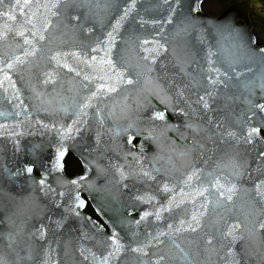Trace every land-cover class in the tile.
Masks as SVG:
<instances>
[{
  "label": "water",
  "instance_id": "obj_1",
  "mask_svg": "<svg viewBox=\"0 0 264 264\" xmlns=\"http://www.w3.org/2000/svg\"><path fill=\"white\" fill-rule=\"evenodd\" d=\"M202 2L203 0H179L177 7L175 0H170L176 9L174 13H171L173 24L153 25L152 21L166 20L170 14L169 5L165 4L164 0H134V6L133 0H92V12L87 23L94 26V31L91 35L79 31L75 39L85 45L93 43L94 38L103 37L110 30V24L114 23L125 8L131 7L129 16L117 36V45L112 53L113 58L119 61L125 54L123 51L125 40L135 42L138 37H154L166 44L168 52L159 58L153 75L160 74L165 83L175 80L180 84L188 83L192 76L185 77L179 71L177 67L179 62H184L187 70L199 80L201 76L199 69L206 64L209 48L217 53L213 59L219 60L227 55L225 49L233 44L241 45V55L247 52L253 55V59L249 60L244 56L235 66L243 75L229 82L228 88L220 90L218 98L212 105L214 110L205 116V122L209 118L222 121L224 130L230 127L235 128L238 126L237 116L249 109L246 100L264 102V91L259 88V76L264 72L260 50L264 49V44L258 45L251 22V17L264 21V3L261 0H237L213 17L202 12ZM7 3L14 4L15 0H6ZM3 11H7V8L0 7V12ZM68 11L74 12L75 9ZM14 14L17 16V21H8L6 17L0 16V31L4 30L5 23L13 28L17 27L22 17L19 10H15ZM140 20L148 21V23L141 25ZM53 22L55 23V18ZM182 24H187L188 30L177 34V25ZM221 25H228V31L223 34L218 33L217 29ZM157 32H160V35H156ZM53 36L54 46L60 48H68L74 39L70 32L63 35L60 30L54 32ZM7 44H11V48L7 47ZM15 51V41L11 34L7 42L0 41V54L11 55ZM99 54L103 55V52ZM44 63L41 61V66ZM249 67L252 71H248ZM11 75L16 88L19 89V99L14 97L15 89L8 87L6 81L4 87H0V113H3L0 115V126H2L0 127V208L7 207L6 211L0 210V260H3L4 264H90L91 257L89 261H84L78 252L79 248H91L97 256L102 255L105 252L106 237L110 236L113 230L119 234L126 248L120 256L119 264H140L141 259L155 260L158 255L167 257L162 264H223L218 260L215 251H208L204 247V238L214 233V222L218 217L224 215L226 219L236 217L243 219L247 213H251L252 217L264 215V200L256 206H251L247 203L248 195L244 191L252 189L257 182L264 180V164L257 159L258 152L264 149V122L257 116L255 122L261 127V132L258 134L259 139L253 144L237 143L235 140L226 144H220L217 140V143L213 144L206 140L207 150L203 157H198L194 161L181 160L173 154L179 171L170 173L172 175H179L190 165L202 168L206 173L216 169L218 163H227L230 157L239 161L247 171L236 181L239 191L234 196L235 207L226 211L209 205L207 215L202 220L203 226L197 232H174L171 237L164 238L163 245L148 249L150 252L148 257H139L137 253L127 249L143 241L148 231L154 232L157 228L167 231L168 223L178 226L181 218L190 219L193 206L191 203L182 205L180 209H175L170 214L165 213V219L161 221H155L154 217H149L148 221L142 222L137 229L136 225L130 224L129 221L134 222L139 219L142 211L152 210V206L139 204L132 197L137 190L144 191L147 186L127 181L129 187L124 189L116 183L118 177L114 178L113 171L103 170V165L107 164V157H112L115 161L114 153L123 139V137H113L116 126H123L132 121L144 122L143 117L148 109L152 107L163 109V104L155 97H150L147 107H141L138 111H128L115 123L108 120L103 126L91 115L95 108L89 109L88 125L84 126V130L74 139L62 141L56 131L50 130L51 122H57V128L61 123L70 124L72 119H75L71 116V110L69 114L63 111H56L53 114L44 111L37 113L35 106L39 104V101L33 96L32 88L43 87L38 83V73L25 66ZM61 75L65 81L70 80L72 76L70 73L65 74L64 70H61ZM232 75L235 77V72ZM0 79H3V74H0ZM242 81H254L251 91L244 89ZM70 86L68 83L64 85L65 89ZM51 87V85L48 86L49 89ZM5 88L8 90L5 91ZM199 90L203 91V89ZM188 91L191 99L195 100L196 96L193 93L197 89L193 87ZM80 98L81 96L77 95L75 90L66 91L63 96L67 105H71L73 99L79 103ZM59 99L57 98L53 105L57 109L61 106ZM20 100L24 101L23 105L20 104ZM29 105L32 106V110L26 118L22 109ZM100 107H104L103 103ZM181 107L186 105L181 103ZM166 117L170 124L179 126L185 134H188V129L184 128L183 124L189 117L174 114L172 111H168ZM44 124L48 125L47 129L42 126ZM98 134L101 141L99 144H97ZM178 136L179 133L176 131H164L163 135L159 136L158 142H145V165L152 163L153 157L161 153L165 160L156 161V166L169 167L166 158L170 154V149L183 143ZM110 137L115 139L116 143H112ZM174 140L175 144H173ZM139 142L140 138H137L136 143ZM157 143L160 145L159 148ZM61 144L65 150V156L60 161L62 167L59 170H53L57 150ZM97 148L103 156L97 153ZM67 154L78 160L82 167L77 175L70 177L65 175L63 162ZM86 159L92 160V171H86ZM97 164L101 165L102 170H97ZM28 167L33 168L32 173L27 172ZM81 176H87L93 184L90 190L83 188L80 190L81 199L88 203L97 218L103 221L104 228L84 212L86 206L81 210L79 217L66 210L72 203V190L75 187L67 181L77 180ZM41 178H46L47 185H51V188L56 191H64V197H58L56 191L42 189L37 183ZM152 188H155V184ZM151 190L148 189V191ZM48 202L52 203V206L47 207L45 213L41 206ZM58 203L60 207L56 206ZM58 221L60 226L57 225ZM219 226L215 225V227ZM41 228L45 232L42 239L39 238L38 231ZM52 234H54L51 239L53 244L47 242ZM175 244L180 247L176 248ZM236 247L240 249L237 256L240 264H264V246L256 243L245 248H240L239 244ZM184 253H187V258L184 257ZM113 264L116 262L114 261Z\"/></svg>",
  "mask_w": 264,
  "mask_h": 264
},
{
  "label": "snow or ice",
  "instance_id": "obj_2",
  "mask_svg": "<svg viewBox=\"0 0 264 264\" xmlns=\"http://www.w3.org/2000/svg\"><path fill=\"white\" fill-rule=\"evenodd\" d=\"M164 3L169 5L170 14L166 20L152 21L153 25L173 24L171 13H174L176 9L170 0H164ZM175 3L178 7L179 0H175ZM0 7L7 8V11L0 12V16L6 17L8 21H17L15 10H19L20 17H22L17 27L13 28L5 23L4 30L0 31V41L7 42L11 34L16 47V51L11 55L0 54V74H3L0 87H4L6 81L8 87L15 89L14 97L19 99V89L16 88L11 73L20 71L25 66L38 73V83L43 87L32 88L33 96L39 101V104L35 106V111L37 113L44 111L48 114L63 111L69 114L71 110V116L75 117L70 124L61 123L58 128L57 122H51L50 130L56 131L62 141L74 139L84 130V126L88 125L89 109L95 108L91 115L103 126L108 120L115 123L121 115L128 111H138L141 107H147L150 97H155L163 104V109L155 107L148 109L143 117L144 122L132 121L123 126H116L113 137H123V139L114 153L115 161L112 157H107V164L103 165V170L111 169L114 178L118 177L116 183L124 189L129 187L127 181L147 186L144 191L137 190L132 197L139 204L152 206V210L142 211L139 219L134 222L129 221L130 224L134 223L137 229L142 222L148 221L149 217H154L155 221H161L165 219V213L170 214L175 209H180L182 205L191 203L193 207L190 219L181 218L178 226L168 223L167 231L160 228L154 232L148 231L143 241L137 242L135 246L127 250L137 253L139 257H148L150 255L148 249L163 245L164 238L171 237L174 232H197L203 226L202 220L207 215L209 205L223 208L226 211L235 207L234 196L239 191L236 181L247 171L235 158L230 157L227 163H218L216 169L206 173L204 169L195 165H190L179 175L170 173L179 171L173 154L181 160L194 161L198 157H203L207 150L206 140L213 144H216L217 140L220 144L233 140L237 143L253 144L259 139L258 134L261 132V127L255 122L257 116L264 122V115H260L264 114V102L260 100L245 101L249 104V109L237 116L238 126L235 128L230 127L224 130L222 121L213 118L205 122V116L214 110L212 105L218 98L220 90L228 88L229 82L243 75L235 66L244 56L249 60L253 59L252 54L245 52L242 56L240 53L242 46L233 44L225 49L227 55L217 60L213 59L217 53L209 48L206 64L200 66L199 69L201 73L199 80L187 70L184 62H179L177 65L179 71L185 77L192 76V79L183 84L176 83L175 80L165 83L160 74L153 75V73L156 72V65L161 55L168 52V47L154 37H138L135 42L125 40L123 49L125 54L120 57L119 61L113 58L112 53L117 45V36L129 16L131 7L123 10L114 23L110 24V30L103 37H96L93 43L87 45L75 37L79 31L88 35L94 31V26L87 23L92 12V0H15L14 4H6V0H0ZM69 9H75V11L69 12ZM81 9L84 11L81 12ZM53 18H55V23ZM139 23L143 25L148 21L140 20ZM228 28V25H221L217 31L223 34L228 31ZM57 30H60L63 35L70 32L74 37L68 48L54 46L53 33ZM187 30V24L177 25V34ZM156 35H160V32ZM7 47L11 48V44H7ZM101 52L103 55L99 54ZM260 52L261 61L264 62V49ZM41 61L45 62L43 66H41ZM61 70H64L65 74H72L70 80L63 79ZM248 71H252V68L249 67ZM233 72H235V77L232 75ZM259 80V88L264 91V72L259 76ZM73 81L75 83H72ZM65 83L71 86L65 89ZM241 83L244 89L251 91L254 81H242ZM49 85L52 86L51 89L48 88ZM193 87L197 89L193 93L196 96L195 100L191 99L188 91ZM7 90L8 88H5V91ZM73 90L81 96L80 102L77 103L73 99V103L67 105L63 96L66 91ZM134 93L136 95H133ZM142 93L146 95L142 96ZM57 98H60L61 105L58 109L53 107ZM102 103L103 108L100 107ZM181 103L186 107H181ZM20 104L23 105L24 101L20 100ZM31 110V105L22 109L26 118ZM168 111L189 117L183 124V127L188 129V134H185L179 126L168 122L166 117ZM42 126L48 128L47 124ZM164 131H176L179 133L178 139L183 143L170 149V154L166 158L169 167L156 166V161L165 160L161 153L154 156L153 162L146 166L145 142H158L159 136L163 135ZM137 138H140L138 144L135 143ZM110 140L116 143L112 137ZM99 143L101 141L98 134L97 144ZM157 147H160L159 143ZM97 153L103 156L99 148H97ZM64 156L65 150L61 144L57 150L53 170H59L62 167L60 161ZM257 159L264 164V149L258 152ZM92 163V160H85L86 171H92ZM26 170L28 173L33 172L32 167ZM97 170H102L100 164H97ZM37 183L46 191H56L51 188V185H47L46 178H41ZM67 183L75 187L72 190V203L67 206L66 210L79 217L81 210L86 206V202L81 199L80 190L82 188L90 190L93 184L87 176H81ZM153 184H155L154 189ZM148 189L152 190L148 191ZM244 191L248 195L247 203L251 206L258 205L261 200H264V180L257 182L252 189ZM56 194L62 198L65 192L56 191ZM56 206L61 205L58 203ZM184 211L188 212L187 209ZM128 214L131 215V213ZM57 225L60 226L59 221ZM215 225L220 226L215 227ZM214 228V233L204 238V247L208 251H215L218 260L223 264H240L237 259L240 251L236 247L237 244L240 248L256 243L264 246V215L252 217L251 213H247L243 219L239 217L226 219L224 215H220L214 222ZM38 231L39 238H44L43 229ZM133 235L135 236L136 233L134 232ZM104 246L105 252L100 256H97L91 248L80 247V256L84 261H89L91 257L90 264H113L114 261L119 264L120 256L126 248L115 230L106 237ZM175 247L180 246L175 244ZM151 255L156 254L151 253ZM184 257L187 258V253H184ZM166 259V255H158L155 260L141 259L140 264H162ZM0 264H4V261L0 260Z\"/></svg>",
  "mask_w": 264,
  "mask_h": 264
},
{
  "label": "rangeland",
  "instance_id": "obj_3",
  "mask_svg": "<svg viewBox=\"0 0 264 264\" xmlns=\"http://www.w3.org/2000/svg\"><path fill=\"white\" fill-rule=\"evenodd\" d=\"M237 0H203L201 4V9L203 12L211 15L217 16L220 14L224 6L230 5L231 3ZM264 3V0H262ZM223 2V3H222ZM252 25L254 33L257 37V40L264 41V23L259 19L252 17Z\"/></svg>",
  "mask_w": 264,
  "mask_h": 264
},
{
  "label": "flooded vegetation",
  "instance_id": "obj_4",
  "mask_svg": "<svg viewBox=\"0 0 264 264\" xmlns=\"http://www.w3.org/2000/svg\"><path fill=\"white\" fill-rule=\"evenodd\" d=\"M136 143V142H135ZM70 157H72L73 158V156L72 155H70V154H67L66 155V159H65V161H64V166L66 165V162H67V160H68V158H70ZM64 171H65V175H66V177L67 176H72L73 174H68V173H66V166L64 167ZM81 172V168H80V170L77 172V173H80ZM76 173V174H77ZM35 175H37L36 173H35ZM52 206V203H50V202H48L47 204H42V209L45 211V213L47 212V210H46V208L47 207H51ZM89 206V205H88ZM88 206H86L85 208H87ZM0 210H2V211H6L7 210V207H4V208H0ZM91 210H92V208H91ZM88 214V213H87ZM89 216H91L92 218H94L97 222H98V224L100 225V226H102L103 228H104V223H103V221L101 220L100 221V219L99 218H97V216L95 215V213H94V211L92 210V212L90 213V214H88ZM54 237V234H52L51 236H49V239H48V243L49 242H51V244H53V242L51 241V239ZM78 252H79V250H78Z\"/></svg>",
  "mask_w": 264,
  "mask_h": 264
},
{
  "label": "trees",
  "instance_id": "obj_5",
  "mask_svg": "<svg viewBox=\"0 0 264 264\" xmlns=\"http://www.w3.org/2000/svg\"><path fill=\"white\" fill-rule=\"evenodd\" d=\"M224 7H226V6H224ZM260 43H263V42L260 41ZM65 166H66V173H68V174H76L81 168V166H79L78 162H76V160L72 157L68 158ZM91 212H92V210L88 206L86 208V213L90 214Z\"/></svg>",
  "mask_w": 264,
  "mask_h": 264
}]
</instances>
